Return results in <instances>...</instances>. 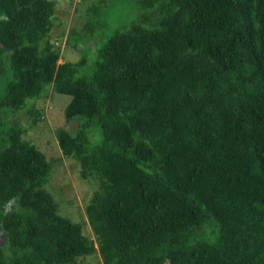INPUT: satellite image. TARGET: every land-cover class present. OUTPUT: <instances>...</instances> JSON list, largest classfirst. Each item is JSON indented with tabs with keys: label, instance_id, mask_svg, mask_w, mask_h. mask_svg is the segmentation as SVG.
<instances>
[{
	"label": "trees",
	"instance_id": "trees-1",
	"mask_svg": "<svg viewBox=\"0 0 264 264\" xmlns=\"http://www.w3.org/2000/svg\"><path fill=\"white\" fill-rule=\"evenodd\" d=\"M130 1L92 56L59 62L54 0H0V264L95 251L102 264H264V0ZM50 87L77 121L56 130L62 154L97 181L94 238L59 211L52 160L7 120L25 108L35 121Z\"/></svg>",
	"mask_w": 264,
	"mask_h": 264
},
{
	"label": "rangeland",
	"instance_id": "rangeland-1",
	"mask_svg": "<svg viewBox=\"0 0 264 264\" xmlns=\"http://www.w3.org/2000/svg\"><path fill=\"white\" fill-rule=\"evenodd\" d=\"M95 1L54 0L55 12L50 37L55 44L60 45L59 62L79 59L85 53L92 56L97 45L100 46L109 33L131 18L135 12L134 4L130 0H106L101 27L89 28L88 24L92 18L89 7ZM97 20L100 21L101 17H97ZM91 67L90 60L83 66L84 70ZM8 69V60L4 58L2 76L7 74ZM69 99V94L53 91L50 87L46 96L35 100V105L40 111L35 121L33 120L35 116L28 114L25 108L11 113L7 120L12 121L14 117H18L24 129L23 136L35 143L46 157L52 160L53 166L47 188L56 199L59 211L81 222L83 232L94 238L85 213V204L96 188L97 181L95 178L81 177L79 163L73 157L62 154L56 137L59 126L70 130L77 127V121L74 118H66L64 114V106ZM75 118L78 119L77 116ZM100 137L98 130L90 136L93 142ZM81 264H102L99 252L95 251L82 257Z\"/></svg>",
	"mask_w": 264,
	"mask_h": 264
}]
</instances>
